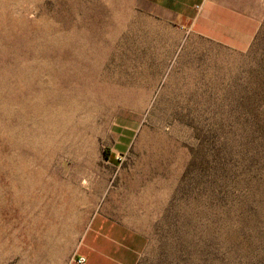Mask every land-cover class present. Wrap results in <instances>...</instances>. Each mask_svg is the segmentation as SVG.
Instances as JSON below:
<instances>
[{
    "label": "rangeland",
    "instance_id": "1",
    "mask_svg": "<svg viewBox=\"0 0 264 264\" xmlns=\"http://www.w3.org/2000/svg\"><path fill=\"white\" fill-rule=\"evenodd\" d=\"M193 1L0 0V264H264V0Z\"/></svg>",
    "mask_w": 264,
    "mask_h": 264
},
{
    "label": "crops",
    "instance_id": "2",
    "mask_svg": "<svg viewBox=\"0 0 264 264\" xmlns=\"http://www.w3.org/2000/svg\"><path fill=\"white\" fill-rule=\"evenodd\" d=\"M170 1H172L173 4L175 3L180 6L190 4V0ZM213 2L220 3L224 1L197 0L195 6L198 7V4L204 6L207 3ZM210 7V4H208L207 14L210 12ZM237 20L238 23H240L236 25L235 30L226 31L227 26L223 25V32L209 36L235 47H244L247 40L253 36L254 30L252 26L244 20V17L238 15ZM136 234L134 227L128 223L123 222L120 224L107 222L106 220H103L101 216H95L67 264H125V260L131 258L127 257V245L130 241H133ZM130 251L133 250L130 249ZM81 258H84L85 262H81Z\"/></svg>",
    "mask_w": 264,
    "mask_h": 264
},
{
    "label": "built area",
    "instance_id": "3",
    "mask_svg": "<svg viewBox=\"0 0 264 264\" xmlns=\"http://www.w3.org/2000/svg\"><path fill=\"white\" fill-rule=\"evenodd\" d=\"M80 261H81V262H85L84 258H81Z\"/></svg>",
    "mask_w": 264,
    "mask_h": 264
}]
</instances>
